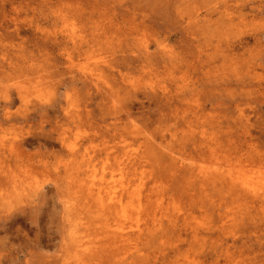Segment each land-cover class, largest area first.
I'll list each match as a JSON object with an SVG mask.
<instances>
[{
  "label": "rangeland",
  "instance_id": "1",
  "mask_svg": "<svg viewBox=\"0 0 264 264\" xmlns=\"http://www.w3.org/2000/svg\"><path fill=\"white\" fill-rule=\"evenodd\" d=\"M0 85V166L31 180L0 177V264H71L67 146L128 178L134 156L144 193L176 212L87 264H264V209L184 170L264 167V0H0Z\"/></svg>",
  "mask_w": 264,
  "mask_h": 264
},
{
  "label": "bare ground",
  "instance_id": "2",
  "mask_svg": "<svg viewBox=\"0 0 264 264\" xmlns=\"http://www.w3.org/2000/svg\"><path fill=\"white\" fill-rule=\"evenodd\" d=\"M66 37L72 46L77 48V51L83 47L82 44H79V38L74 37L73 34H67ZM144 51L142 54L143 60L152 56V53H149L146 49ZM65 54L66 59L69 60L71 53L65 52ZM107 66L112 68L111 65ZM99 67L96 63L88 71L81 70V68L80 70L83 71L82 75L84 74L89 80L94 81L97 76H93L91 70L94 72L99 70ZM21 85L24 87L25 84L19 85L20 88H23ZM0 86L3 88L2 85ZM31 87L36 98L42 97L46 100L48 87H41L39 84H33ZM23 90H16L21 97L26 89L23 88ZM45 144H48V142ZM66 150L72 155L67 163L68 166H63V172L68 178L66 182H69V185L72 186V193L78 194V196H73L71 200L75 201L77 197L80 200L77 208L74 207V212L68 213L67 218L64 219L69 247L73 251L71 264H87L100 254L109 253V251L117 253L118 250H129V247L137 239L146 237L147 231L151 232L154 229L152 233L159 234L174 225L176 212L168 210L167 207L163 206L164 202L161 197L152 193L154 185L149 186L150 189L144 193L142 176H136L137 174H135L139 165L134 163V156L131 157L132 159L130 158L132 160L130 168L134 176L128 178L123 175L125 172L123 170L124 162L122 161L117 162L116 172L113 169L109 173L102 170L98 172L93 166L91 167V164L86 166L83 161L77 162L72 151L73 147L67 146ZM145 154L144 152L140 157L148 159ZM130 159H128L129 162H131ZM259 163L262 164L261 160ZM1 166L0 177L2 176L3 181L12 187L14 185L17 189L20 187L21 191L23 185L21 187L20 184L27 182L25 183L27 185L31 181L28 169L17 171L13 168L5 169L7 165H4V168ZM84 166L86 167L84 168ZM184 168L187 173V175L185 174L186 178L190 181L196 179L202 186L226 187L239 199L256 204L257 209H264L263 166L248 168L247 170L243 167H222L219 165H199L196 167L188 165ZM17 184L19 185L17 186ZM71 204L74 203L71 202ZM163 219L165 220L164 224L162 223ZM191 229L194 230V227H191ZM161 237L163 236L161 235ZM96 262L98 263V261Z\"/></svg>",
  "mask_w": 264,
  "mask_h": 264
}]
</instances>
